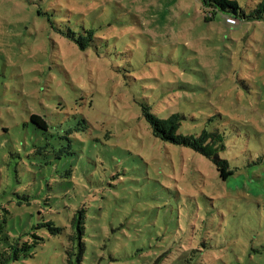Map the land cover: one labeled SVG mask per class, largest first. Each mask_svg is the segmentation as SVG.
<instances>
[{"label": "rangeland", "instance_id": "374dc122", "mask_svg": "<svg viewBox=\"0 0 264 264\" xmlns=\"http://www.w3.org/2000/svg\"><path fill=\"white\" fill-rule=\"evenodd\" d=\"M49 5L92 21L94 42L60 35ZM207 15L199 0H0V208L11 233L41 215L64 227L11 264H63L79 210L94 264H264V22ZM142 104L182 115V134L224 133L236 175L154 138Z\"/></svg>", "mask_w": 264, "mask_h": 264}, {"label": "trees", "instance_id": "16d2710c", "mask_svg": "<svg viewBox=\"0 0 264 264\" xmlns=\"http://www.w3.org/2000/svg\"><path fill=\"white\" fill-rule=\"evenodd\" d=\"M49 3L50 0H45ZM202 7L206 9V19L221 14L227 15L235 20L245 21H262L264 22V0H261L256 7L249 12L243 10L235 0H199ZM50 10L45 17L49 25L56 30L60 35L73 42L80 50H86L95 39V27L90 21L86 27L84 25H76L78 22L67 18V23L64 19L55 15L57 7L49 5ZM62 7V6H60ZM38 14H46L44 11L37 10ZM54 21L56 23H54ZM143 118L145 119L151 135L163 142L173 145H179L190 148L205 158H207L214 166L221 181L227 182L231 177L236 175L238 168L230 167L229 161L220 156V152L225 149L224 133L218 130H210L204 128L199 134H182L179 132L182 115L177 112L171 113L166 117H161L151 111L147 104H142ZM29 120L42 131L49 129V123L40 115L31 113ZM6 130V127L4 128ZM258 160V159H257ZM264 158L256 163L255 170L262 168ZM250 166V164H247ZM254 163H252V166ZM253 168L246 169V172L252 173ZM254 172V171H253ZM250 182H248L249 184ZM262 192V193H260ZM257 193L264 195V190ZM41 215V214H39ZM83 211L76 212L72 218V233L67 235L72 241L69 249L66 250V257L63 264H94V258L87 251V246L84 241L85 223L83 219ZM14 213L6 207L0 208V264L18 263L23 259L30 258L34 255L35 250L40 247L46 240L47 234L57 236L64 230V227L58 226L53 219L39 216V220L34 224L29 231L11 233L9 225L13 219ZM46 230H45V229ZM48 230V231H47ZM46 231L47 233H45ZM100 262V261H99ZM166 262V261H165ZM163 262V264H165ZM169 261H167V264ZM160 259H156L151 264H161ZM173 263V262H172Z\"/></svg>", "mask_w": 264, "mask_h": 264}, {"label": "built area", "instance_id": "2783aa9c", "mask_svg": "<svg viewBox=\"0 0 264 264\" xmlns=\"http://www.w3.org/2000/svg\"><path fill=\"white\" fill-rule=\"evenodd\" d=\"M227 20H228L229 23H235V22H236V20L233 19V18H229V19H227Z\"/></svg>", "mask_w": 264, "mask_h": 264}]
</instances>
